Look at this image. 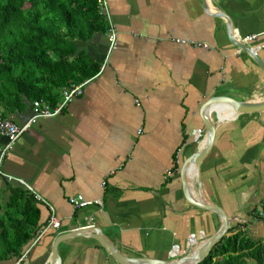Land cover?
<instances>
[{
	"label": "crops",
	"instance_id": "crops-1",
	"mask_svg": "<svg viewBox=\"0 0 264 264\" xmlns=\"http://www.w3.org/2000/svg\"><path fill=\"white\" fill-rule=\"evenodd\" d=\"M106 1L115 47L107 53L106 32L75 40L74 56L97 64V73L61 113L37 119L21 134L1 163L0 197L9 186H24L41 199L40 223L46 203L61 223L34 241L36 234L20 264H51L53 239L88 225L129 257L189 253L221 226L216 214L184 197L179 170L199 148L195 131L203 135V118L213 122L230 110L213 97L264 99V70L231 42L233 32L264 62V0ZM249 35L256 37L246 41ZM45 77L31 81L38 98L7 91L3 114L21 124L32 115L33 100L54 105L55 94L59 101L61 88H53L50 73ZM6 142L0 136V146ZM189 191L220 206L231 226L244 223L253 239L264 237V221L255 217L264 201V111L221 125L200 165V188L191 180ZM77 194L101 204L75 208L68 199ZM192 233L195 242L187 247ZM57 253L60 264H120L88 236L61 241Z\"/></svg>",
	"mask_w": 264,
	"mask_h": 264
},
{
	"label": "trees",
	"instance_id": "trees-1",
	"mask_svg": "<svg viewBox=\"0 0 264 264\" xmlns=\"http://www.w3.org/2000/svg\"><path fill=\"white\" fill-rule=\"evenodd\" d=\"M107 30L96 0H0V103L8 102L7 91L16 96L23 90L30 98H38L40 93L33 94L37 84L31 81L47 79L49 73L53 88L91 78L97 64L74 56L75 40ZM56 99L53 94L51 102L55 104ZM8 189V195L0 197V264L20 257L44 224L39 201L31 191L21 185ZM255 217L264 221V201ZM243 226H231L197 264H264V237L253 239Z\"/></svg>",
	"mask_w": 264,
	"mask_h": 264
},
{
	"label": "water",
	"instance_id": "water-1",
	"mask_svg": "<svg viewBox=\"0 0 264 264\" xmlns=\"http://www.w3.org/2000/svg\"><path fill=\"white\" fill-rule=\"evenodd\" d=\"M232 38L233 40L231 42L236 47L246 51L253 58V60L256 61V63H258L264 70V62L258 57L257 53L254 52L248 44L243 42H236L234 40L235 38L233 37V32ZM215 101L227 102L228 104H231V109L226 114L218 116L213 122L208 120L207 118H203V141L200 142L199 148L182 162L179 170L184 197L186 198L188 203L192 206L210 211L220 218L221 226L213 235L196 244L189 253L183 256L169 260H159L144 257L126 256L122 254L115 246H113L105 237H103L99 230L88 225L61 233L53 239L51 264H60L59 255L57 253V245L61 241L76 236H88L94 238L103 247V249L111 256H113V258L120 264H197L201 262L208 255L211 248L228 232L231 227L232 218L228 216L220 206L206 201L202 198L196 199L191 195L189 191V183L191 180L187 179L185 172L186 168L190 163L192 164V166L194 167V173H192V181L195 180L198 184V187L200 188V165L210 152L216 133L221 125L229 119H232L233 117L241 114L259 113L261 111H264V99L245 102L238 101L230 97L216 96L211 99V102ZM208 102L203 106L204 108L209 105Z\"/></svg>",
	"mask_w": 264,
	"mask_h": 264
},
{
	"label": "built area",
	"instance_id": "built-area-1",
	"mask_svg": "<svg viewBox=\"0 0 264 264\" xmlns=\"http://www.w3.org/2000/svg\"><path fill=\"white\" fill-rule=\"evenodd\" d=\"M97 2V9L99 14L104 16L106 18V21L108 23V30L106 32L109 46H108V52L110 53L112 49L115 47L116 37L117 33L110 21L109 15H108V5L106 0H96ZM256 37V35H249L245 38L246 41L252 40ZM176 42H183V40L176 39ZM188 43H191L193 45H201L203 47H207L206 44L203 43H196L194 41H187ZM89 78H86L82 80L79 83H71L69 85H65L61 87V98L59 101H57L54 105H51L48 101L43 99H35L32 101V115L23 123L17 124L11 119L7 118L2 110L0 109V136L4 137L7 142L6 144L0 146V174H3L1 169V163L3 159L5 158L7 152L12 147L13 142L24 132L28 131L32 124L37 121L39 118H46L55 116L59 113H61L66 106L75 98L82 94L84 85L88 82ZM195 138L198 142H201L203 139L202 131L198 129L195 131ZM104 185V183H102ZM34 194V193H33ZM35 195V194H34ZM35 198L38 201H41V199L35 195ZM69 203L73 205L75 208H81L88 205L93 204H101V201L98 199L88 200L85 199L82 195L77 194L74 196L69 197L68 199ZM48 208V214L45 221V224L40 228L39 232L34 238V241H37L41 235L48 232L50 229L58 230L60 228V220L58 219L54 206L46 203ZM195 242V234L192 233L190 237L187 240V247H190ZM177 245H172L171 247V253L172 255H175V252H177ZM24 254H21L20 257L17 258L15 264H20L23 260Z\"/></svg>",
	"mask_w": 264,
	"mask_h": 264
},
{
	"label": "bare ground",
	"instance_id": "bare-ground-1",
	"mask_svg": "<svg viewBox=\"0 0 264 264\" xmlns=\"http://www.w3.org/2000/svg\"><path fill=\"white\" fill-rule=\"evenodd\" d=\"M224 106L226 109H231V104H228L227 102L224 103ZM219 115H223L222 113H219ZM203 141V139H202ZM192 173H194V167L190 163L187 170H186V176L188 180H192Z\"/></svg>",
	"mask_w": 264,
	"mask_h": 264
}]
</instances>
